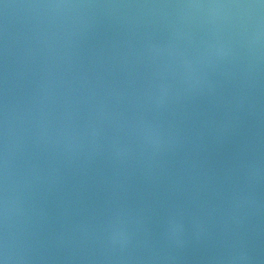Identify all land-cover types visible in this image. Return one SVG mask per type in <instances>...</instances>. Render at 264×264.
I'll list each match as a JSON object with an SVG mask.
<instances>
[{"label": "water", "instance_id": "water-1", "mask_svg": "<svg viewBox=\"0 0 264 264\" xmlns=\"http://www.w3.org/2000/svg\"><path fill=\"white\" fill-rule=\"evenodd\" d=\"M0 264H264V0H0Z\"/></svg>", "mask_w": 264, "mask_h": 264}]
</instances>
